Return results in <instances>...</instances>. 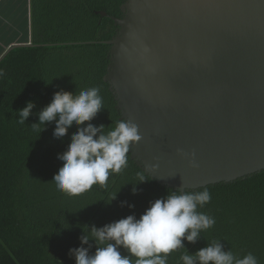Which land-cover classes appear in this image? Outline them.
<instances>
[{
    "label": "trees",
    "instance_id": "trees-1",
    "mask_svg": "<svg viewBox=\"0 0 264 264\" xmlns=\"http://www.w3.org/2000/svg\"><path fill=\"white\" fill-rule=\"evenodd\" d=\"M124 1L31 0L32 46L17 47L0 62V264H76L70 249L81 246V226L103 227L133 214L139 218L151 202L176 191L150 179L129 153L127 166L112 174L107 185L69 195L51 182L63 166L58 154L67 150L77 128L61 139L53 136L54 123L41 134L30 128L39 123L38 113L54 93L76 94L90 87L100 89L104 106L91 123L114 127L120 120L104 81L110 50L104 42L116 34L113 18L122 16ZM29 101L36 107L25 125L18 124L16 112ZM141 177L150 180L134 185ZM204 189L211 201L200 211L215 224L195 244L184 240L186 249L168 254L167 264H183L180 257L187 250L195 254L214 240L240 258L252 253L264 264V171Z\"/></svg>",
    "mask_w": 264,
    "mask_h": 264
},
{
    "label": "water",
    "instance_id": "water-1",
    "mask_svg": "<svg viewBox=\"0 0 264 264\" xmlns=\"http://www.w3.org/2000/svg\"><path fill=\"white\" fill-rule=\"evenodd\" d=\"M121 12L104 81L138 125L135 164L186 192L263 172L264 0H125Z\"/></svg>",
    "mask_w": 264,
    "mask_h": 264
},
{
    "label": "clouds",
    "instance_id": "clouds-1",
    "mask_svg": "<svg viewBox=\"0 0 264 264\" xmlns=\"http://www.w3.org/2000/svg\"><path fill=\"white\" fill-rule=\"evenodd\" d=\"M0 75L3 73L0 72ZM35 107L34 102H27L23 109L16 112L19 117L17 123L25 125ZM102 109L103 98L98 87L76 94L60 90L38 113L39 123L30 127L33 131L40 130L41 134L47 130L48 124L54 123L53 136L56 139L68 135L73 126L77 128L70 137L67 150L58 154L57 158L63 166L51 182L69 195H79L94 185H107L112 174L127 166L132 146L142 140L138 125L131 120H118L114 127L112 124L106 127L91 123ZM179 154L187 158L182 151ZM191 166L198 167L194 153ZM156 168L146 166L143 171L151 177L149 174ZM150 179L141 177L140 182L134 185ZM133 194H137L136 187H133ZM117 195L111 202L117 199ZM210 201L208 189L186 192L182 186L170 191L165 198L151 202L139 218L133 214L103 227L94 224L81 226V246L70 249V255L75 258L76 264H167L168 254L185 248L184 240L195 244L201 239L202 231L214 226L215 219L200 211ZM125 205L130 209L135 207L122 202V206ZM93 246L94 254L91 252ZM121 249L128 254L122 255ZM180 259L183 264H259L252 253L240 258L231 250H225L219 240L208 242L195 254L187 250Z\"/></svg>",
    "mask_w": 264,
    "mask_h": 264
},
{
    "label": "crops",
    "instance_id": "crops-1",
    "mask_svg": "<svg viewBox=\"0 0 264 264\" xmlns=\"http://www.w3.org/2000/svg\"><path fill=\"white\" fill-rule=\"evenodd\" d=\"M31 43V0H0V60L10 48Z\"/></svg>",
    "mask_w": 264,
    "mask_h": 264
}]
</instances>
